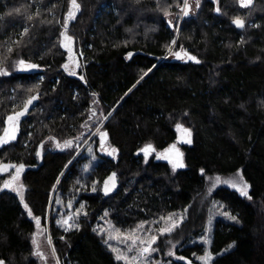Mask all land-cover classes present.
Returning a JSON list of instances; mask_svg holds the SVG:
<instances>
[{
	"label": "trees",
	"instance_id": "16d2710c",
	"mask_svg": "<svg viewBox=\"0 0 264 264\" xmlns=\"http://www.w3.org/2000/svg\"><path fill=\"white\" fill-rule=\"evenodd\" d=\"M78 3L81 10L68 20L70 0H0V66L8 73L0 74V136L7 117L38 97L19 118L16 139L0 146V165L36 167L18 180L23 202L3 187L16 168L0 171V260L122 264L107 244L105 221L122 233L178 214L185 219L160 237L155 264H189L204 254L201 235L221 207L239 222L213 221L211 264H264V0L247 9L237 0H201L184 18L183 0ZM237 16L243 29L233 23ZM65 24L72 52L61 43ZM185 51L199 63L173 54ZM19 59L39 67L21 70ZM177 123L193 133L192 144L181 146L186 168L173 171L156 155L145 162L139 151L148 144L168 148ZM100 124L108 133L105 145L100 133L91 139ZM67 140L70 147L57 148ZM113 148L118 151L110 155ZM240 170L251 200L228 187L206 194L208 175L233 177ZM113 172L117 185L105 194ZM69 213L73 227L67 229L62 219ZM33 238L46 259L32 254ZM168 241L177 260L167 257Z\"/></svg>",
	"mask_w": 264,
	"mask_h": 264
},
{
	"label": "snow or ice",
	"instance_id": "6c2138e0",
	"mask_svg": "<svg viewBox=\"0 0 264 264\" xmlns=\"http://www.w3.org/2000/svg\"><path fill=\"white\" fill-rule=\"evenodd\" d=\"M136 2L140 3V0H136ZM237 2L241 8L247 9L253 5L254 0H237ZM216 3L218 5L219 0H216ZM70 5H71V7H70L69 11L67 12V19L73 20L76 18V14L81 10V5L78 3V0H70ZM158 6H159V4H158ZM177 6L181 7V5H179V4ZM200 7H201V0H195V8L198 9ZM192 10H193V5L189 2V0H183L182 7H181L182 14L184 16H188ZM15 11L19 12L20 9H15ZM163 11H164V15H166V16L171 15V13L166 8L163 9ZM215 11L217 13H220L221 8L219 6H217L215 8ZM36 15H39V13L37 12ZM28 19L31 20L32 16H28ZM169 23L171 24L172 21L169 20ZM233 23L238 28L243 29L245 27V20H244V18H242L240 16L235 17L233 19ZM252 26L253 27H259V25H252ZM66 27H67V25L65 24V32L61 33V35L63 36V41L61 43H62V46L64 48H66L69 52H72V50H73L72 49V43H73L74 38L67 34ZM129 31H131V30H129ZM27 32H28V29L25 28L24 33L26 34ZM14 43H19V41H15ZM125 43H127V42H125ZM241 43H245V41L241 40ZM171 44H173V45L176 44V40H172ZM8 51H9V53H11L12 49L9 48ZM170 51H171V49H170ZM173 54L178 59H184L185 57H187L188 60H192V61L199 63V60L195 56L190 55L186 51L184 52L183 55H181L180 52H175ZM81 55H82V53H81ZM127 55L130 58L133 54L130 52ZM69 59L72 60V62L75 65V68L80 67L79 62L76 61L74 57H70ZM17 65L20 67L21 70H31V69H35V68L39 67V65L26 62L23 59H19L17 61ZM63 67L66 71H69V65L67 63L64 64ZM148 71L150 72L151 69H149ZM0 74H8L6 69H4L2 66H0ZM70 74L75 75L76 74L75 69L70 70ZM147 74H148V72H145L144 76H146ZM144 76H141L140 79L142 80L144 78ZM80 79L83 80L84 77L81 76ZM137 83H139V81H137ZM133 87H135V85H133ZM129 91H131V89H129ZM93 95H96V94L94 93ZM36 99H38L37 96H35V95L31 96L26 101V103L24 104V107L22 110L15 112L13 115H9L7 117V122L9 124V127H6L4 129V135L0 136V146L7 144L10 141L16 139V132L18 130L19 118L24 116L27 113L29 106ZM93 114H94V112H93ZM110 115H111V113L108 114V116H110ZM185 115H187V113H185ZM108 116H105L104 119L105 120L108 119ZM85 126H87V123L85 124ZM176 129L178 132H180L182 134L183 142L188 143V144L192 143V138H191L192 132H191L190 128H186V127H184L183 124L177 123ZM97 132L100 133L102 142L108 136L107 132H101L100 129H97ZM71 144H72V141L67 140L63 144L57 142L56 146L58 148H67V147H70ZM117 151H118L117 149L113 148L111 150V152H109V154L114 155ZM140 151L144 152L145 162H147L148 155L150 154V152L155 151V149L151 144H148L145 146V148L141 149ZM170 153H175V157H176L175 159H173L171 161L172 165H173V171H175L177 168H183L185 166L183 163V159H182L183 154L179 151V149H177L175 144L170 145L169 148L166 149L165 152L162 153L161 155L163 156L164 159H170V155H169ZM37 155H40V153L38 152ZM11 167L16 168V174L12 177L11 180L5 181L3 187L4 188H12L14 191L17 192L18 195H20V199L23 202L24 196H23V192L21 191V189L23 188V185L20 184V185L14 187V184L16 183V181L19 180L20 174L24 169V165L20 164L17 166V165L3 164V165H0V171H6L8 168H11ZM201 172L203 173L204 170L201 169ZM217 180H219V178H217ZM109 182H111V187H109ZM225 183H228V184H230L231 187L237 189L242 196H245L249 200L252 199L251 195L249 194V189L251 188V185L248 184V182L243 179L242 175L239 177V179H233L230 181H225ZM115 187H116V173L113 172L108 177V179L105 181V188H104L105 194L110 192ZM93 191H95V188H93ZM24 207L26 209H28V214L31 216L32 215L31 209L28 207V205L26 203L24 204ZM85 215H86V213H85ZM105 215H107V213H105ZM225 215H227L230 220H233L237 223L239 222L237 216L231 215L230 213H225ZM71 219L72 218L69 217L68 219L63 221V223L68 226V228L73 227V225L69 223V220H71ZM183 219H184L183 216H181L178 221L173 220L172 215H170L167 218L161 217V220H165V222L168 226L159 228L157 230L158 233L161 235L165 234V233L171 234L179 226V224L183 222ZM35 220H36L37 226H39L40 225V218L35 217ZM169 222H171V223L169 224ZM75 226L79 227V225H75ZM140 227L142 228L143 225H141ZM138 230L139 229L134 230L132 233H130L128 236H126L124 238V240L122 241L123 243H126L128 245L127 252H123L117 248H112V251L114 253H116V259L118 261H124V264H147L148 258L151 256V254L158 250L157 248L152 247V245L156 244L158 236L157 235H151L148 239H144V238L137 236L135 234V231H138ZM111 239H113V237L110 235L109 240H111ZM129 241H130V243H129ZM48 242L51 243L50 237L48 239ZM32 243H33V245L36 246V251H34L32 254L37 256V257H40L41 259H46L44 254L41 251H39L40 245L38 244V242L35 238H33ZM168 243L171 245V248L169 249L168 255L173 256V255H175V252L172 251L171 249L175 248V245L172 244L171 241H168ZM207 243L210 244L211 241L208 240ZM110 247H111V245H110ZM54 252H55V249L53 248V253ZM132 252H135V254L131 255V256L128 255V253H132ZM179 258L184 259V257H179ZM199 259L201 261H203V264H211L213 257H212V254L210 252H208L204 256L199 257ZM0 264H5V262L3 260H0ZM57 264H59L58 260H57ZM189 264H191L190 261H189Z\"/></svg>",
	"mask_w": 264,
	"mask_h": 264
},
{
	"label": "rangeland",
	"instance_id": "374dc122",
	"mask_svg": "<svg viewBox=\"0 0 264 264\" xmlns=\"http://www.w3.org/2000/svg\"><path fill=\"white\" fill-rule=\"evenodd\" d=\"M193 5V10L191 11V13L190 14H193L194 12H195V4H192ZM181 14H182V12H181ZM182 17H183V14H182ZM175 19H176V17L175 16H172L171 17V21H172V23L174 24L175 23ZM70 56H72V54L70 55ZM186 60H188V59H186ZM69 68H70V64H69ZM70 69H73V67H71ZM102 125L103 124H100L99 125V127L97 128V129H100L101 127H102ZM97 129L95 130L96 132H94L93 133V135L91 136V139L92 138H94L95 136H96V134L98 133L97 132ZM176 132H177V139H176V141H174L172 144H175L176 145V147H177V149H179V151L183 154V152H182V150H181V146L182 145H191V144H188V143H185V142H183V139H182V134L180 133V132H178L177 131V129H176ZM192 132V131H191ZM192 142H193V133H192ZM90 139V140H91ZM89 142V141H88ZM88 142L87 143H85L84 144V146L83 147H85L87 144H88ZM172 144H170V145H172ZM153 146V145H152ZM83 147L81 148V150L83 149ZM154 147V146H153ZM58 148V147H57ZM143 148H145V146L143 147ZM142 148V149H143ZM169 148V147H168ZM168 148H166V149H168ZM154 149H155V151H152V152H150V154L148 155V157H147V160L152 156V155H156V158H157V160H160V161H165V162H167V163H169L170 165H171V167L173 168V165H172V160L173 159H175L176 157H175V153H170L169 155H170V159H164L163 158V156L161 155L162 153H164L165 152V150H163V151H158L155 147H154ZM80 150V151H81ZM102 151V153L103 154H105V153H107V151H108V147H106L105 149H101ZM139 153H140V155L145 159V156H144V152H142V151H139ZM182 159H183V163H184V167L183 168H177L175 171H179V170H183V169H185L186 168V164H185V160H184V154H183V157H182ZM243 176V179H244V175H243V171L242 170H240L239 172H238V174L236 175V176H233V177H224V176H220V175H208L207 177H206V179H207V190H206V194L209 196V195H212L214 192H215V190L216 189H218L219 187H228V188H230V189H233V190H236V191H238L237 189H235V188H233V187H231L230 186V184H228V183H225V181H230V180H233V179H239V177L240 176ZM217 178H219V180H217ZM245 180V179H244ZM19 182V181H18ZM18 185H20V182H19V184ZM21 191L23 192L24 191V189L22 188L21 189ZM239 192V191H238ZM240 193V192H239ZM225 211H224V209L223 208H221V207H218L217 208V210H216V213L215 214H211V216H210V219H209V221H208V223L206 224V227H205V230H204V232H203V234L201 235V239H202V241H203V243H205L206 244V247H205V252H204V254L203 255H201V256H204L206 253H208V252H210L209 251V243H207V241L208 240H210L211 241V239H212V231H213V221L217 218V217H224V218H226V219H229L228 218V216L227 215H225ZM217 214H219V215H217ZM73 215H74V213L72 214V213H69L67 216H65L63 219H62V222L64 221V220H66V219H68L69 217H73ZM181 216H183L184 217V215H178V214H174V215H172V217H173V220H179V218L181 217ZM167 218V217H166ZM184 219H185V217H184ZM183 219V220H184ZM230 220V219H229ZM71 221H72V219L71 220H69V223L70 224H72L71 223ZM171 222H169V224H170ZM181 224V223H180ZM180 224H179V226H180ZM65 225V224H64ZM141 225H143V227L141 228L140 226ZM141 225H138V226H136V227H134V228H132V229H130L129 231H127V232H122V233H119V231H117V230H115V229H113V226H111L110 224H108V222L107 221H105L104 222V227H105V229L109 232V235L106 237V241H107V244L110 246L111 245V250H112V248H117V249H119V250H121V251H123V252H127V247H128V245L126 244V243H123L122 241L124 240V238L126 237V236H128L130 233H132L134 230H137V229H139L138 231H135V234L137 235V236H140V237H142V238H144V239H148L151 235H157L158 236V239H157V242H158V240L160 239V237L162 236H166V235H168V233H165V234H159L158 233V229L159 228H162V227H165V226H168L167 224H166V222H165V220H161V221H157L156 223L155 222H146V223H143V224H141ZM66 226V228L67 229H69L68 228V226L67 225H65ZM178 226V227H179ZM177 227V228H178ZM112 236L113 237V239H111V240H109V236ZM118 237V238H117ZM112 244H111V243ZM157 242H156V244H157ZM129 243H130V241H129ZM156 244H154V245H152V247H154ZM172 250H176V245H175V248H173ZM135 254V252H132V253H128V255H134ZM115 256H116V253H115ZM201 256H196V259H195V261L194 262H197V264H203V261H201L200 259H199V257H201ZM167 257H170V255H168ZM212 257H213V259H214V256L212 255ZM178 259V257L177 256H175L174 255V257H172V258H170V260H177ZM212 259V260H213ZM56 260V264H57V259H55ZM156 260H157V257H155V252H153L152 254H151V256L148 258V261H147V264H155V262H156ZM122 262V264H124V261H121ZM193 261L191 262L192 264H195Z\"/></svg>",
	"mask_w": 264,
	"mask_h": 264
},
{
	"label": "water",
	"instance_id": "95a60500",
	"mask_svg": "<svg viewBox=\"0 0 264 264\" xmlns=\"http://www.w3.org/2000/svg\"><path fill=\"white\" fill-rule=\"evenodd\" d=\"M185 16L183 15V17L182 18H184ZM37 100V99H36ZM35 101V100H34ZM33 104V103H32ZM32 104L30 105V106H32ZM29 106V107H30ZM100 137H101V135H100ZM106 144V140H104L103 141V145H105ZM31 169H36V167H27V168H25V169H23V171L21 172V174H20V176L22 175V173H25L26 171H29V170H31ZM116 185H117V175H116ZM109 187H111V182H109ZM115 188H113L112 190H114ZM111 190V191H112Z\"/></svg>",
	"mask_w": 264,
	"mask_h": 264
},
{
	"label": "flooded vegetation",
	"instance_id": "af4514ba",
	"mask_svg": "<svg viewBox=\"0 0 264 264\" xmlns=\"http://www.w3.org/2000/svg\"><path fill=\"white\" fill-rule=\"evenodd\" d=\"M18 125H19V122H18Z\"/></svg>",
	"mask_w": 264,
	"mask_h": 264
}]
</instances>
